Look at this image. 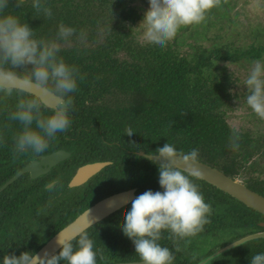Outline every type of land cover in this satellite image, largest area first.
Instances as JSON below:
<instances>
[{
  "label": "trees",
  "instance_id": "1",
  "mask_svg": "<svg viewBox=\"0 0 264 264\" xmlns=\"http://www.w3.org/2000/svg\"><path fill=\"white\" fill-rule=\"evenodd\" d=\"M137 1L148 3V0ZM42 2L51 8V17L38 14L31 6L32 0L24 1L19 7H16V0H10L7 11L26 22L38 40L71 41V45L60 48L58 56L67 64L78 68L84 79L78 77L77 90L67 94L72 97L73 102L70 111L80 116L77 119L79 123L98 124L111 146L127 153V149L144 150V147H139L140 143L149 142L150 146L155 147L146 152L155 153L158 147L168 142L181 155L195 148L198 149L199 160L217 166L231 175L237 173L235 162L243 153L247 152L248 157H252L262 151L264 137H252L250 129V132L239 131L238 150L229 146V137L234 127L229 125L227 117L235 108L234 100L242 99L245 93L239 98L237 92L231 91L235 86L233 74L221 63L227 60L237 63L243 59L250 62L261 59L264 42L259 41L247 47L213 44L207 48L192 40L187 41L184 34L173 37L164 48H157L141 44L132 32V26L140 20L138 13L143 8L136 6L135 0ZM60 23L76 29L68 40H56L57 25ZM184 45L189 46V51L182 49ZM30 69L31 65H21L13 70L25 77L30 75ZM46 86L53 88L51 82ZM29 96L16 89L8 96L0 93V106L6 105V109L0 112V184L11 175L7 170L2 171L6 169L3 165L9 167L12 164H22L27 161L26 157L34 155L30 151L15 154L12 146L14 137L23 126L9 118V114L16 110L18 100ZM41 112L48 115L51 110L42 108ZM252 115L256 114L252 112ZM127 127L134 130L132 137L124 134ZM60 140L63 141L61 132L50 141L48 149L56 148L55 144ZM132 144L138 145V148L131 147ZM134 160L135 162L120 168L118 173H113L116 178L114 186L117 185L118 188H111L110 191L106 187L90 188L85 193L81 192L72 217L68 213L60 216L56 221L58 227L54 224L56 228L51 227L48 233L43 230L40 241L18 240L14 247L15 255H19L22 249L34 254L59 228L67 225L69 220L102 195H111L112 191L132 187L138 188L137 195L149 189L162 191L158 184V164L139 157ZM107 183L112 185L113 181ZM194 183L198 185L205 202L210 204L211 214L203 230L195 237L173 239L167 231L162 232L159 243L167 246L173 255L185 256V253L194 250L197 242L204 243L207 238H215L217 248L264 229L260 225V221L264 220L261 213L202 179L194 180ZM250 186L264 195V183L252 180ZM13 191L10 187L0 193V226L5 224V230L0 235V253L10 248L6 240V226L11 220L10 214L15 210L16 200L11 197ZM25 192L31 193L32 190ZM25 198L26 196L19 199L23 201ZM129 208L130 206L109 218L107 222L110 227L103 225L100 229L95 227L94 232L86 231L94 242V248H99L103 253L104 259L101 260L98 256L97 264L139 261L138 255L130 249L132 241L121 230ZM200 247L202 244L198 247V254L204 255L208 249L203 247L200 250ZM114 250V254L109 253ZM213 251L214 249L208 254ZM259 252H264L263 238L246 242L215 259H228V264H250L251 256ZM58 264H63V261Z\"/></svg>",
  "mask_w": 264,
  "mask_h": 264
},
{
  "label": "clouds",
  "instance_id": "2",
  "mask_svg": "<svg viewBox=\"0 0 264 264\" xmlns=\"http://www.w3.org/2000/svg\"><path fill=\"white\" fill-rule=\"evenodd\" d=\"M23 3L24 0H16V7ZM148 4L139 23L143 29V41L164 48L180 27L203 22L206 13L219 6V0H148ZM9 5L10 0H0V93L11 95L14 86L21 82L38 87L51 82L53 88L49 91L57 100V106L50 114L43 115L42 101L21 98L16 110L9 114L11 120L23 126L14 137L15 154L30 151L38 155L49 148L57 133L69 129L73 102L67 94L76 91L77 78L82 80L84 77L78 68L58 56L60 47L56 41L36 39L26 22L7 11ZM31 6L45 17L53 14L42 0H32ZM75 32L74 27L60 23L56 40H68ZM21 65H31L30 75L21 77L18 71L13 70ZM243 85L247 88L245 104L264 120V63L260 60L251 62ZM133 133L131 127L124 131L129 137ZM239 139V130L233 128L229 137V146L233 150H238ZM131 147L138 148V145L132 144ZM177 157L183 161L184 167L177 166ZM145 158H152L158 164V184L162 191L149 189L137 195L124 216L121 230L132 241L142 264H172L173 252L159 243L162 232L167 231L173 239L195 236L203 230L211 214L210 204L205 202L194 183L201 178L199 169L195 167L199 159L198 149L193 148L181 156L175 146L167 142L154 154H146ZM56 183L54 180L52 186ZM56 243L58 253L49 255L45 250L42 256L30 251H22L18 256L5 254L0 256V264H58L60 261L63 264H97L98 256L104 259L102 251L94 248L93 240L83 228L73 229L68 236L59 232ZM250 264H264V252L252 255Z\"/></svg>",
  "mask_w": 264,
  "mask_h": 264
},
{
  "label": "flooded vegetation",
  "instance_id": "3",
  "mask_svg": "<svg viewBox=\"0 0 264 264\" xmlns=\"http://www.w3.org/2000/svg\"><path fill=\"white\" fill-rule=\"evenodd\" d=\"M138 2L140 1L135 0V3H137L136 6L145 7L146 2L144 3L143 1L142 4H138ZM146 5L149 6L148 3H146ZM145 11H146V8L145 9L142 8V10L139 11L138 14L140 15L139 16L140 20L143 18L142 12H145ZM138 22L139 20L137 21V23ZM137 23L133 24L132 32L135 34L138 41L141 44H144L145 42L142 41L141 38L139 39V37H137L136 33L134 32V29ZM183 27H181L180 29H183ZM82 39L86 40V38L84 37H82ZM44 41H46V39ZM57 43L60 48L67 47L68 44L71 45V41L70 42L62 41V42H57ZM229 44H232V43L219 42V44L217 45H220V46L225 45V47H227V45ZM44 87L48 88L47 86H44ZM16 90H20V89H16ZM23 92L31 96V97L29 96L28 98H34V99L40 100L34 94H31L26 91H23ZM42 108L52 110V108H49L45 106L44 104ZM4 109H6V105L0 106V112H3ZM70 119H71V125L69 129L65 130L64 132H61L63 141L61 140H60L61 142L58 141L55 144V146H57L56 148L48 149L44 153H41L38 155L34 154L31 156H28L25 158L27 161L23 162L22 164H17V165L12 164L9 166L10 168L5 167V165L2 166L3 168H6L2 171L7 170L8 173H11V175L4 182H2V184H0V193L12 187L14 191L11 197L15 198L14 200H16V203H15V210L12 211V214H10V212L8 213L10 214L11 220L9 223H7V226H6V232H7L6 240L8 241L10 248L6 252L3 251L2 253H0V256H3L5 254H15L14 247H15L16 242H18V240H25L26 242H28L29 240H33L34 242L40 241L42 239L41 232L43 230H47L46 233H48L51 227L52 228H54L55 226L58 227L56 221L60 219L62 215H65L68 213V214H71V217H72L73 213L76 210V203H79V201L77 200L79 199L81 192L85 193L90 188L99 189L103 187L104 189L106 187L105 189H107L108 191H110L111 188H118L119 186L117 185L114 186L116 178L113 177V175L115 173H118L117 171L120 170V168H124L127 164H130L133 161L135 162L134 158L139 157L141 159L153 161L152 159L145 158V156L140 154L141 151H144L145 153L149 154L150 152H146V151L150 150V148L155 147V146H150L149 142L140 143L139 147L140 148L144 147V150L129 151V149H127L128 152L126 153V152H123L121 150L114 148L113 146L110 145L109 142L105 140L104 135H102L103 129L98 124H95L92 122L82 123L81 121L79 123L77 119H80V116L71 111H70ZM261 120H259L258 122L261 123ZM249 129L251 130L252 137L254 138L264 137L263 136L264 130L262 129V126L259 130L257 127V128H243L242 130H239V131L240 132L241 131L250 132ZM256 129L258 131H255ZM261 130L263 131L259 132ZM12 146L14 147V145ZM60 150L65 152L63 159H61V161H59L55 166L50 167V169H46V166H42V169L36 170L35 175H33L30 170L26 169V167L29 164H31L33 161H40L42 156L49 155L51 153H54ZM263 150H264V147L262 148V151ZM262 151L255 153L252 157H248L247 152L243 153L241 157H239L237 161L235 162L237 173L233 175L225 172L224 170H222L221 168H218L217 166L209 164L208 162L204 161V163L218 168L219 170L223 171L228 176L240 180L241 182L245 183L249 188L254 190L250 186L252 180H258L259 182L264 183V177L260 178V177L253 176L255 173H258V172L264 173V164L260 162L262 160L259 158L261 156H264V152L262 154ZM258 154H259V157H258ZM95 163H100V164L103 163L104 166H102V168H100L95 174L90 176L86 181L78 185H74V186L71 185V182L73 181V179L75 178L79 170H81L83 167L87 165H91ZM94 178H96V180H93ZM54 180L57 181V183L55 184V186H52V182ZM108 181H113V184L112 185L108 184L107 183ZM22 184L24 186H22ZM207 184L209 183L207 182ZM130 189H136L135 195L137 196L138 188L132 187ZM130 189H122V190L120 189V190L125 191V190H130ZM18 190H22V191H18ZM31 190H32L31 193L25 192V191H31ZM121 191L117 190V191H112L111 193L114 194V193H118ZM254 191L258 192L257 190H254ZM18 196L19 198L26 196V198L23 201H21L19 198H17ZM98 196H100V194ZM107 196H110V195H106V196L102 195V197L99 200H96L92 205H94L95 203H97L98 201L102 200L103 198ZM8 205L10 209V203ZM92 205H90L89 207H91ZM129 206H131V202L126 204L119 210L112 212L106 218L91 225L85 231L94 232L95 227L100 229L101 226L103 225L110 227V225L107 222L108 219L113 217L120 210L127 208ZM85 210H83L81 213L77 214L74 218L69 220L67 225H69L72 221H74ZM67 225L59 228L46 242L42 243L41 246H39V249L34 253V255H36L59 231H61ZM260 225L264 227V220L260 221ZM4 226L5 224L0 226L1 236H2L3 230H5V228H3ZM260 232H264V229L253 232V233H260ZM253 233H250V234H253ZM261 238L264 239V237H259L255 239H261ZM214 239L215 238L213 237L207 238V240L204 243H202V246L204 245V247L208 249V251L204 253V255L198 254L199 252L198 247L200 246V243L197 242L196 245L194 246V250L189 251V252L186 251L187 253H185L186 254L185 256L182 254L180 256L174 255L172 264H197L202 258L211 254V253L208 254V252L212 251L213 249L214 251L217 249L215 248L217 246L216 245L217 243H215L216 239L215 240ZM129 246L131 250H134V245L132 242L130 243ZM200 250H201V247H200ZM20 251H24V249ZM179 251L180 250L178 249V252ZM58 252H59V249L55 251L54 253H58ZM115 252L116 250L110 251L109 253L114 254ZM224 253H222L221 255H223ZM221 255H219L218 257H220ZM215 258L217 257H214L212 260H210L208 264H228L226 263L228 259L227 260L226 259L216 260ZM119 262H123V261H119ZM124 262H128V261H124ZM110 264H113V263H110Z\"/></svg>",
  "mask_w": 264,
  "mask_h": 264
},
{
  "label": "rangeland",
  "instance_id": "4",
  "mask_svg": "<svg viewBox=\"0 0 264 264\" xmlns=\"http://www.w3.org/2000/svg\"><path fill=\"white\" fill-rule=\"evenodd\" d=\"M142 3L143 1L138 2V4ZM148 7L149 6L145 3L143 9L146 8L147 10ZM142 13L144 14V12ZM141 20L136 24L134 32L137 37H139V39L141 38L143 41V29L139 25ZM179 29L176 36L186 33L185 38H188L187 41L190 42L192 40L207 48L215 43L219 44V42L232 43V47H247L252 44H257L259 41L263 43L264 0H219V6L208 11L203 22L195 25H186L183 29ZM182 49H184V51H189V46L184 45ZM256 60H260L264 63V53L263 58ZM251 62L243 59L237 63L231 62L230 60L222 61L221 63V65L226 66L227 70L233 74L235 86L231 91L233 93L237 92L239 98L243 93L246 95L247 88L243 85V80L250 70ZM244 98L245 96L242 99L234 100L235 108L227 117V122L231 127L237 128L238 130L257 127L259 130L261 126L264 130V120L259 119L257 115H252L251 109L244 102ZM259 120H261V123L258 122ZM258 130L256 129L255 131ZM262 152H264V150ZM259 158L262 160L260 162L264 164V156ZM253 176L262 178L264 177V173L258 172ZM200 244H202V242ZM203 247L204 245L201 249Z\"/></svg>",
  "mask_w": 264,
  "mask_h": 264
},
{
  "label": "water",
  "instance_id": "5",
  "mask_svg": "<svg viewBox=\"0 0 264 264\" xmlns=\"http://www.w3.org/2000/svg\"><path fill=\"white\" fill-rule=\"evenodd\" d=\"M14 88L34 94L43 102L45 106L49 108L53 109L55 106H57L56 96L52 94L46 87H38L35 85L31 86L30 84L21 82L16 84ZM140 154L146 156L147 153L141 151ZM64 155L65 152L60 150L49 155L42 156L40 161H33L26 167V169L30 170L32 174L35 175L36 170L42 169V166H46V169H50V167L55 166L59 161H61V159H63ZM176 159L177 166L184 167L183 161L180 160L179 157ZM102 166H104L103 163H95L83 167L81 170H79L71 182V185H78L86 181L90 176L102 168ZM195 167H197L201 173L200 179L208 182L217 189L264 215V195L252 190L245 183L228 176L223 171L209 164L198 160L195 164ZM135 191L136 189L125 190L103 198L86 209L74 221L59 231L60 234L62 236H68L75 228H83L86 230L91 225L106 218L112 212L119 210L126 204L130 203L136 197ZM58 233L36 254L37 256H42L45 250H47L49 255H51L59 249V246L56 243ZM259 237H264V232L247 234L229 243L223 244L217 247V249L210 255L202 258L197 264H208L209 261L214 257H218L230 249L237 248L238 246ZM113 264H142V262L128 261L116 262Z\"/></svg>",
  "mask_w": 264,
  "mask_h": 264
}]
</instances>
